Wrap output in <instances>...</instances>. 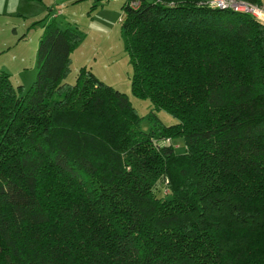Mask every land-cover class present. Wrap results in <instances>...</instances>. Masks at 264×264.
Returning a JSON list of instances; mask_svg holds the SVG:
<instances>
[{
    "label": "trees",
    "instance_id": "16d2710c",
    "mask_svg": "<svg viewBox=\"0 0 264 264\" xmlns=\"http://www.w3.org/2000/svg\"><path fill=\"white\" fill-rule=\"evenodd\" d=\"M124 1L146 131L87 68L65 81L80 35L54 17L26 91L0 71V264H264V23L211 0Z\"/></svg>",
    "mask_w": 264,
    "mask_h": 264
},
{
    "label": "rangeland",
    "instance_id": "374dc122",
    "mask_svg": "<svg viewBox=\"0 0 264 264\" xmlns=\"http://www.w3.org/2000/svg\"><path fill=\"white\" fill-rule=\"evenodd\" d=\"M124 0H0V71L8 74L14 89L23 93L36 76V50L44 23L54 17L56 25L77 30L80 40L70 54L65 81L73 84L81 67L103 83L125 93L142 116L138 127H149L151 101L131 89L132 64L122 32ZM135 7V5L133 6ZM166 124L177 119L165 110L156 112ZM175 151L183 153L182 137L170 139Z\"/></svg>",
    "mask_w": 264,
    "mask_h": 264
},
{
    "label": "built area",
    "instance_id": "2783aa9c",
    "mask_svg": "<svg viewBox=\"0 0 264 264\" xmlns=\"http://www.w3.org/2000/svg\"><path fill=\"white\" fill-rule=\"evenodd\" d=\"M210 4L219 8H229L234 11L248 13L255 19L264 23V2L255 3L246 0H211ZM136 6L135 2L131 3V6ZM170 138H166L162 142H169ZM166 193L167 191L164 190Z\"/></svg>",
    "mask_w": 264,
    "mask_h": 264
},
{
    "label": "crops",
    "instance_id": "0c3cea01",
    "mask_svg": "<svg viewBox=\"0 0 264 264\" xmlns=\"http://www.w3.org/2000/svg\"><path fill=\"white\" fill-rule=\"evenodd\" d=\"M259 3L264 2V0H258Z\"/></svg>",
    "mask_w": 264,
    "mask_h": 264
}]
</instances>
